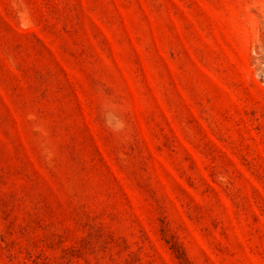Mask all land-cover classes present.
Returning <instances> with one entry per match:
<instances>
[{"label": "rangeland", "instance_id": "obj_1", "mask_svg": "<svg viewBox=\"0 0 264 264\" xmlns=\"http://www.w3.org/2000/svg\"><path fill=\"white\" fill-rule=\"evenodd\" d=\"M0 264H264V0H0Z\"/></svg>", "mask_w": 264, "mask_h": 264}]
</instances>
